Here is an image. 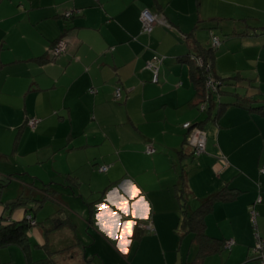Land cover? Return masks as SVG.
Returning a JSON list of instances; mask_svg holds the SVG:
<instances>
[{
	"label": "crops",
	"instance_id": "obj_1",
	"mask_svg": "<svg viewBox=\"0 0 264 264\" xmlns=\"http://www.w3.org/2000/svg\"><path fill=\"white\" fill-rule=\"evenodd\" d=\"M144 11L158 19L150 36ZM211 35L226 37L217 78L264 84V0H0V183L20 187L7 207L10 215L22 201L11 212L17 222L36 219L30 202L53 184L74 190L61 194L65 217L50 228L66 242L56 250L60 264H255L256 233L264 239V115L227 104L218 117L214 96L199 107L197 64L187 56L212 49ZM60 40L67 49L54 57ZM161 56L154 83L148 63ZM30 119L39 120L35 130ZM196 131L206 152L193 157ZM226 189L237 196L213 203L205 232L235 243L201 258L182 227V205L191 214Z\"/></svg>",
	"mask_w": 264,
	"mask_h": 264
},
{
	"label": "trees",
	"instance_id": "obj_2",
	"mask_svg": "<svg viewBox=\"0 0 264 264\" xmlns=\"http://www.w3.org/2000/svg\"><path fill=\"white\" fill-rule=\"evenodd\" d=\"M69 15V16H68ZM75 16V13L68 12L65 15V18L67 21H70ZM145 35V34H144ZM150 36V35H148ZM59 41L55 42L53 46H56ZM188 42H190L188 38ZM216 48H212L210 50H203L196 47V52L191 53L187 56V62L190 64H197L196 60L202 59L204 61V66L201 67L198 64L195 66H192L191 69V76L193 83L196 88V94L199 99V107H201L204 104H208L210 107L212 105V98L215 94H210L207 91V82L209 78L213 75V64L214 60L216 58ZM161 60H164L165 58L157 57ZM216 77V76H215ZM217 78V77H216ZM219 86H218V92L217 94H220V96H232L235 97L237 100L233 103V105L242 106L243 102H256L253 101L252 98H246L241 97L238 94L225 92L222 90V88L225 86V84H231L233 86L241 85L242 82L245 80L241 76H235L227 79H219L217 78ZM120 88V87H119ZM118 89V88H117ZM122 89V88H121ZM116 99V98H115ZM120 100V99H119ZM243 100V101H241ZM240 103V104H239ZM206 106V105H205ZM229 105L227 104H220V108L218 111V117L226 110V108ZM252 109V107H250ZM256 111L260 112L262 115H264V102L261 103V105L257 108H254ZM156 152V150H155ZM206 152V151H205ZM204 154V153H203ZM202 155V154H201ZM193 157H198L200 155H196L195 149L193 152ZM261 172V170H260ZM264 175V174H263ZM237 196L235 191L226 189L220 194L212 197L209 199L206 203H204L197 211L193 213H188L187 207L185 205H182V211L184 214V221H183V229L189 233H194L195 240L200 244V257L203 258L209 254H212L218 250H220L222 247L226 246V242L217 241L214 239H211L207 236L205 232V217L210 211L212 210V205L215 201L219 200H232ZM46 200V199H45ZM43 202H41L42 204ZM23 203L21 200L15 202L11 206H9L10 215L9 218H7V224L1 225L0 227V249H7L8 247L12 245H18L20 246L24 252H26L28 264H53L50 260H41V261H32V256L30 252V229L33 227L31 222L28 220V217L31 216L35 221V217L32 214L27 215V217L22 221H11V212H13L16 208L22 207ZM93 220V219H92ZM91 220V221H92ZM54 222V220L52 221ZM39 223L36 221L37 226ZM50 233V229L48 230V234ZM142 235V229L140 227H137L134 231L133 238L137 239ZM49 245V243L46 244V247ZM90 264V263H88Z\"/></svg>",
	"mask_w": 264,
	"mask_h": 264
},
{
	"label": "rangeland",
	"instance_id": "obj_3",
	"mask_svg": "<svg viewBox=\"0 0 264 264\" xmlns=\"http://www.w3.org/2000/svg\"><path fill=\"white\" fill-rule=\"evenodd\" d=\"M214 37H215L214 35H211V41H213ZM216 38L221 40L220 41L221 44L222 43L224 44V40L226 39L225 36H221V37L217 36ZM210 45L211 47H214L213 42H211ZM219 49H220V46L216 48L217 51ZM255 68H256V65H255ZM213 75H214V72H213ZM261 82L262 81L257 80L256 84L254 83V85L244 84V85H238V86H233L231 84H225L222 90L233 92L242 97L246 95H248L249 97H254L257 103L243 102L242 106L244 108H247L250 106L257 108L261 105V103L264 102V84H261ZM214 98L216 102H218V106H219L218 108H220L221 103L222 104H233L237 100L235 97H232L230 95L220 96V94H215ZM197 113L199 115H206L207 117V114L205 113H208V110L205 112L199 110V112ZM9 185L10 183L6 186H4L3 183H0V227L1 225H5L8 223L7 222V218H9V212L7 210L8 205L18 198V196H13L11 194L14 192L18 193L20 189V187L16 186L17 184L15 183L10 186ZM37 186L39 188H42V185L40 184H37ZM25 191L27 193L29 192L28 189H26ZM73 191L74 190L71 187L65 188L63 185L53 184L52 186H50V190L48 192L47 197H44V198L37 197L36 199H32L33 201L30 202L32 206H30L29 208H32L35 211L33 214L36 215L37 222L39 223L37 226H33L30 229V233H29L30 234V252L32 251L34 255V259H32L33 262L50 258L56 264H60L61 253L56 254V250L61 249L62 246L60 245H65L66 242L61 240L60 236L55 234V230L51 231L50 234H48V240L46 239L47 238L46 233L48 232L50 228L56 227V222H57L56 220H58L60 216L65 217L66 212L63 207H65L66 204L68 205V201L66 200L68 199V197L61 196V194L65 195L68 193L69 195H71ZM41 202L43 203L41 204ZM21 208H24V206H22ZM17 216L18 215L14 213V216L12 215L11 219H15V217ZM53 220L55 221L52 222ZM47 243H49V245L46 250L44 246ZM0 256H1L0 260L3 264H28L29 262L27 259L26 252H24L23 249L18 245H12L5 250H0Z\"/></svg>",
	"mask_w": 264,
	"mask_h": 264
},
{
	"label": "built area",
	"instance_id": "obj_4",
	"mask_svg": "<svg viewBox=\"0 0 264 264\" xmlns=\"http://www.w3.org/2000/svg\"><path fill=\"white\" fill-rule=\"evenodd\" d=\"M157 22H158L157 17H154L148 11H144L141 15L142 33L145 35H151L154 31V27H155ZM213 45H214V48H217L218 46H220L221 45L220 40L218 38L214 37L213 38ZM66 49H67V43L65 42V40H60L57 43V45L53 47L51 54L54 57H59L66 51ZM161 62H162V60L156 57V58H154L153 61L148 63L149 69L155 74L154 79H153L154 83H158L159 64ZM196 63L201 67L204 66V61L202 59L196 60ZM218 81L219 80H217V78L214 75H212L209 78V80L207 82V86H206L208 93L217 94V92H218L217 90H218V86H219ZM93 93H95V91ZM115 96H116L117 100L121 99V97H122V89L121 88H118L116 90ZM202 109L203 110L205 109L204 105L202 106ZM38 124H39L38 119H30L28 121L27 125L31 130H35ZM183 128L185 130L189 131L190 129H192V125H191V123H186L183 126ZM206 140H207L206 136L203 132L196 131L195 136H194V149H195L196 155H201V154L205 153V151H206ZM147 154H149V155L155 154V149L149 147L147 149ZM108 169H109L108 167H101L100 171L102 173H105L108 171ZM261 173L264 174V167L261 169ZM261 201L262 200L259 199L257 201V203L260 204ZM251 216H252V221L254 223V226L256 227L257 226L256 221H257L258 215H257V212L255 211L254 208L251 211ZM28 220L31 222V224L33 226L36 225V221L31 216L28 217ZM234 243H235L234 241H229L225 246L226 249L231 250ZM253 252H254L253 253L254 254L253 260H254L255 264H264V239H262L259 236V234H257V233H256V244L253 248Z\"/></svg>",
	"mask_w": 264,
	"mask_h": 264
},
{
	"label": "snow or ice",
	"instance_id": "obj_5",
	"mask_svg": "<svg viewBox=\"0 0 264 264\" xmlns=\"http://www.w3.org/2000/svg\"><path fill=\"white\" fill-rule=\"evenodd\" d=\"M131 193H132L133 198H135V196H136V194H137V189L135 188V186H133V187L131 188ZM118 207L121 208V209H123V210H125V211L127 210V209H126V202L119 204ZM101 208L104 209L105 206H104V205H101ZM113 215H114V213H113ZM133 215H134V213H133ZM128 227H130V225H129V224H126V225H125V229L127 230ZM122 250H123V249H122Z\"/></svg>",
	"mask_w": 264,
	"mask_h": 264
}]
</instances>
